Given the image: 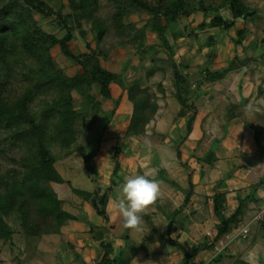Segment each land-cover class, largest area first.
<instances>
[{"label":"crops","instance_id":"crops-1","mask_svg":"<svg viewBox=\"0 0 264 264\" xmlns=\"http://www.w3.org/2000/svg\"><path fill=\"white\" fill-rule=\"evenodd\" d=\"M243 1L253 14L228 28L209 27L193 43L188 32L179 33L184 23L172 22L176 29L166 43L177 50L171 60L185 67V77L178 85L151 89L150 116L136 130L131 125L138 100L130 98L129 86L139 73L133 69L141 65L133 63L137 55L101 61L118 74L108 95L96 88L102 114L81 144L55 162L63 181L52 186L72 217L35 244L20 234L23 246L41 255L12 264H234L256 249L246 246L249 235L242 237L240 229L248 226L250 234L255 222L258 231L264 228V154L253 164L244 160L264 152V0ZM204 19L195 20L194 14L191 28ZM158 41L152 43L154 52L161 48ZM151 55L143 57L144 66ZM88 153L94 155L86 161ZM137 174L160 185L159 199L141 214L142 231L125 228L113 207L125 179ZM92 192L107 194L106 217L86 196ZM216 192L224 194L225 216L240 206L243 212L239 225L214 241ZM259 212L263 215L256 219ZM258 251L264 264V248ZM50 253L56 259L43 256ZM5 261L0 256V264Z\"/></svg>","mask_w":264,"mask_h":264},{"label":"trees","instance_id":"trees-1","mask_svg":"<svg viewBox=\"0 0 264 264\" xmlns=\"http://www.w3.org/2000/svg\"><path fill=\"white\" fill-rule=\"evenodd\" d=\"M109 1L120 18L133 11L150 14V24L160 38H164L162 17L174 21L202 11L210 18L190 31L197 36L198 30L214 26L228 28L237 18L255 11L243 0ZM96 6L97 0H64L54 10L47 0H0V236L18 232L28 233L30 240L39 239L47 233L58 232L72 217L64 210L63 201L52 186L53 182L63 180L55 162L60 158L59 152L64 156L79 146L78 141L101 116V102L96 98L95 85L99 92L108 95V86L118 76L102 65L101 57L109 60L110 51L117 44L75 53L70 46L74 37L72 28L61 36L47 31L34 19L33 12L58 16L55 22H62L64 26L69 18H73L75 26L80 27L82 19L91 16ZM223 8L229 15L223 14ZM93 24L98 39L104 40L111 25L99 16L93 19ZM123 33L125 31L120 32L118 38L119 46L147 50L145 26L131 29L126 38ZM179 33L182 35L184 31ZM211 42L209 37L206 44ZM54 47L77 61L81 69L70 74L60 66L52 55ZM167 64L171 65L178 85L185 77L181 72L185 67L171 60ZM155 69L156 66H149L145 74H152ZM140 82L137 80L129 87L130 98L136 97V106L137 103L139 106L135 108L131 125L135 130L149 118L147 108L152 101L151 90L142 88ZM75 89L88 105L86 111L75 108L72 96ZM60 146L65 149L60 151ZM93 155L86 154L85 160ZM8 160L15 165L3 169V163ZM86 196L106 217L107 194L92 192L91 196L87 193ZM214 199V210L219 219L216 241L230 228L239 225L243 207L227 217L223 213L224 194L216 192ZM234 264H245V261L238 259Z\"/></svg>","mask_w":264,"mask_h":264},{"label":"rangeland","instance_id":"rangeland-1","mask_svg":"<svg viewBox=\"0 0 264 264\" xmlns=\"http://www.w3.org/2000/svg\"><path fill=\"white\" fill-rule=\"evenodd\" d=\"M47 1L54 10L59 8L60 4L64 2V0H47ZM115 12H116V7L113 5L112 2H110L109 0H97V6L95 7L94 12L91 13V16L82 19L80 27L75 26L76 23L74 22L73 18H69L67 21V25L64 26L62 22L61 24L55 22L58 19V16L56 18L55 15L45 16L38 12H33V17L38 22V24L42 25L47 31L57 33L60 36L65 34L66 30L69 29V27L72 28L74 37L70 41V46L75 53L88 52L93 47H109L110 44H115V45L117 44L116 47L112 51H110L111 58L108 61H114V62L116 60L118 61V58L122 54L124 55V53L125 54L128 53L129 56L137 55V60L133 61V63L136 64L140 62L141 65H138L135 68L133 67V69H135L136 71L135 73H138V72L139 73L137 77L135 78V80L132 81V84L135 83L137 80H141L140 83L143 85V88H147V89L149 88L150 90L157 84L158 85H173V86L175 85V78L173 76L171 65L167 64L172 58L171 55L173 56L177 52L176 49H173V47H171L170 45L166 43V40L170 38V33L172 32V30L176 29V25L172 22H175L176 24H178L179 22L184 23L183 25H181V30L188 32L187 33L188 36H192V38H190V43H193L194 42L193 40H195L194 39L195 37H194V34L191 33L190 31L197 29V26L194 28H191V22H192V19H194V14H195V20H198L199 17H202V18L204 17L205 19L210 18V17H206L202 11H197V12L192 13L190 15L192 16V19L189 16L187 19L182 18V19H178L174 21H169L166 17H162V23L165 24L163 26L165 27V29H167V27L169 26L168 28L169 30L167 29L168 35L165 34L163 35L164 38H160L158 32L154 30L152 28V25L150 24V20H151L150 14L139 13V12L133 11L128 14H125L122 18H120V16L115 15ZM222 12L223 14L229 15L228 11L225 8L222 9ZM97 16L101 17L105 22H108L111 25L110 30L106 33L104 37V40L98 39L96 30L94 28L93 19ZM144 26L146 27V42H147L146 47H148L147 50H144L143 52L142 49H133V48H129L128 46H119L118 38L120 37V32L125 31L123 35L126 38L127 32H129L131 29L143 28ZM206 30L207 29L198 30V35L200 33L206 32ZM156 40L157 41L163 40V41H158L160 43L159 45L161 46V48H159L158 50L160 51L159 53L158 51L154 52L155 50L152 48V43ZM206 40H208V38H206ZM209 44L211 43H208L207 45ZM150 53H152V55L149 56V58H147L149 59V62H148L149 64L144 66L143 63L145 61L142 59L144 56L146 58L148 54ZM156 53L157 55H154ZM52 55L55 58L56 62L60 66L65 67L66 70L70 74H73L81 69L80 64L77 61H75L73 58L65 56L61 52V49L59 47L52 48ZM161 58H163V60ZM102 60L104 59L101 57V61ZM128 64L130 66L132 62L129 61ZM149 66L151 67L156 66V69L154 70V72H152V74L151 73L145 74V70ZM129 71L130 72L129 74H127V76L130 77V79L134 78L135 77L134 70L130 68ZM158 79L160 80L159 83H158ZM122 81L123 80L119 78L118 83L121 84ZM96 88H97V85H95V89ZM72 96L74 98L75 108L76 106L79 109L84 106H88L86 105V102L82 99V97L80 96V94L78 93L76 89L72 91ZM76 143L77 142H75V144ZM64 149L65 147L60 146V151ZM62 156L59 152V157H62ZM13 165H15L14 162L8 160L3 163L2 167L3 169H9L13 167ZM14 229L16 230V227ZM250 229L251 231H250L248 239L246 240V246H249V247L254 246L256 247V250H259V249L262 250V248H264V228H261L258 231V223L255 222L250 227ZM151 233H147V235L152 237V235H154V232H151ZM20 234L21 236L22 235L26 236L28 242L32 241L34 244L38 240H40V238L30 240L28 237V233L26 234V233L13 232L12 234H9L7 236H5L6 234L3 236H0V256L1 258H4L6 260L5 264H12L10 260L13 262L17 260V258L22 259V262L24 263V260H25L24 257H26V260H29L28 256L32 257L31 255L34 254L38 257L41 255L39 252L34 251L33 248H31L30 246H27V247H25L26 245L23 246V244L20 242L21 240L20 239L21 236H19ZM43 256L44 257L46 256L47 257L46 259L48 261L56 259L55 258L56 256L53 257L52 253L43 254ZM37 260L38 259L35 257L33 261L36 263Z\"/></svg>","mask_w":264,"mask_h":264},{"label":"clouds","instance_id":"clouds-1","mask_svg":"<svg viewBox=\"0 0 264 264\" xmlns=\"http://www.w3.org/2000/svg\"><path fill=\"white\" fill-rule=\"evenodd\" d=\"M122 198L114 201L113 207L117 210L124 227L142 231V213L153 205L160 197V185L154 178L137 174L125 179L122 189ZM245 264H261L262 254L250 250L243 257Z\"/></svg>","mask_w":264,"mask_h":264},{"label":"water","instance_id":"water-1","mask_svg":"<svg viewBox=\"0 0 264 264\" xmlns=\"http://www.w3.org/2000/svg\"><path fill=\"white\" fill-rule=\"evenodd\" d=\"M264 152L260 151L258 153L255 154H248L244 157V160L246 163L248 164H253L255 161L261 159V157L263 156Z\"/></svg>","mask_w":264,"mask_h":264},{"label":"built area","instance_id":"built-area-1","mask_svg":"<svg viewBox=\"0 0 264 264\" xmlns=\"http://www.w3.org/2000/svg\"><path fill=\"white\" fill-rule=\"evenodd\" d=\"M263 215V212H259L257 213V215L255 216L256 219H260ZM240 234L242 237H247L249 235V227L248 226H242L240 229ZM216 248H218V250L221 249V247L216 246Z\"/></svg>","mask_w":264,"mask_h":264}]
</instances>
